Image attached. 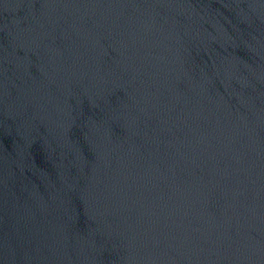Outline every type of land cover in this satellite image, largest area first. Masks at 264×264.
<instances>
[{
    "label": "water",
    "instance_id": "95a60500",
    "mask_svg": "<svg viewBox=\"0 0 264 264\" xmlns=\"http://www.w3.org/2000/svg\"><path fill=\"white\" fill-rule=\"evenodd\" d=\"M0 264H264V0H0Z\"/></svg>",
    "mask_w": 264,
    "mask_h": 264
}]
</instances>
